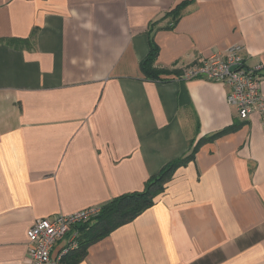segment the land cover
I'll use <instances>...</instances> for the list:
<instances>
[{"label": "crops", "instance_id": "1", "mask_svg": "<svg viewBox=\"0 0 264 264\" xmlns=\"http://www.w3.org/2000/svg\"><path fill=\"white\" fill-rule=\"evenodd\" d=\"M183 1L0 0V264H30L37 220L142 192L240 121L227 85L181 75L234 45L264 68V0H194L166 29ZM155 22L157 67L181 72L156 82L140 67ZM263 119L204 145L81 264H264Z\"/></svg>", "mask_w": 264, "mask_h": 264}, {"label": "built area", "instance_id": "2", "mask_svg": "<svg viewBox=\"0 0 264 264\" xmlns=\"http://www.w3.org/2000/svg\"><path fill=\"white\" fill-rule=\"evenodd\" d=\"M246 59L245 48L234 45L225 55L213 54L187 68L181 79L200 78L227 85V102L236 108L240 121H247L256 111L264 116V68L263 65L250 67ZM100 211L101 207H90L37 220L27 232L30 264H63L64 257L78 248L77 227L89 223ZM60 243L61 248L56 249Z\"/></svg>", "mask_w": 264, "mask_h": 264}, {"label": "trees", "instance_id": "3", "mask_svg": "<svg viewBox=\"0 0 264 264\" xmlns=\"http://www.w3.org/2000/svg\"><path fill=\"white\" fill-rule=\"evenodd\" d=\"M193 2L194 0L183 1L172 11L168 12L164 16V20L170 19L171 22L166 29L173 30L183 16L185 9ZM161 29L162 28L159 27L157 22L149 25L147 35L149 38L150 50L140 64L141 71L145 78L154 82L167 80L165 77H170L172 75H181V72L178 70L160 68L156 65L159 56V48L154 42V35ZM9 42L11 44L17 43L30 47V40L13 39L9 40ZM244 124V121L236 120L233 125L221 131L205 136L198 141H194L191 150L187 154L167 163L159 174L152 176L142 192L124 194L104 204L96 218L85 225L77 227L78 248L64 257L63 264H81L87 257L88 249L92 245L103 240L116 229L131 223L143 212L151 208L155 204V198L165 192L167 184L173 179L176 171L194 162L198 152L204 145L213 143L224 136L239 131Z\"/></svg>", "mask_w": 264, "mask_h": 264}]
</instances>
